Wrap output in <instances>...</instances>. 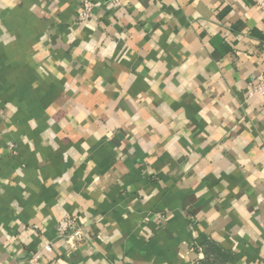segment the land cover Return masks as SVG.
Wrapping results in <instances>:
<instances>
[{
  "label": "crops",
  "instance_id": "crops-1",
  "mask_svg": "<svg viewBox=\"0 0 264 264\" xmlns=\"http://www.w3.org/2000/svg\"><path fill=\"white\" fill-rule=\"evenodd\" d=\"M81 1L0 0V261L264 264V11Z\"/></svg>",
  "mask_w": 264,
  "mask_h": 264
},
{
  "label": "built area",
  "instance_id": "built-area-1",
  "mask_svg": "<svg viewBox=\"0 0 264 264\" xmlns=\"http://www.w3.org/2000/svg\"><path fill=\"white\" fill-rule=\"evenodd\" d=\"M124 0H110L112 4L115 6H120ZM254 5L264 11V0H252ZM97 3L95 0H82L81 7L78 11L76 21L82 22L88 19H92L96 16ZM250 94H257L263 99L264 104V72L259 73L256 77V80L250 83ZM8 150L13 154L16 153L17 147L14 143H10L8 146ZM57 233L60 237L66 238L67 240L74 239L78 242H83L86 240L87 234L83 230L81 224L79 223L78 217L68 215L63 217L57 225ZM47 251H51L53 249L52 244H48L45 246ZM36 258H39V254L33 256L30 261H34ZM0 264H5L0 261Z\"/></svg>",
  "mask_w": 264,
  "mask_h": 264
},
{
  "label": "rangeland",
  "instance_id": "rangeland-1",
  "mask_svg": "<svg viewBox=\"0 0 264 264\" xmlns=\"http://www.w3.org/2000/svg\"><path fill=\"white\" fill-rule=\"evenodd\" d=\"M84 230V229H83ZM85 231V230H84Z\"/></svg>",
  "mask_w": 264,
  "mask_h": 264
}]
</instances>
